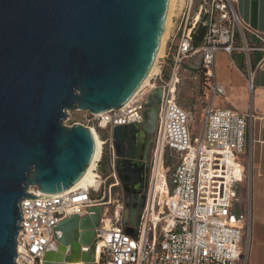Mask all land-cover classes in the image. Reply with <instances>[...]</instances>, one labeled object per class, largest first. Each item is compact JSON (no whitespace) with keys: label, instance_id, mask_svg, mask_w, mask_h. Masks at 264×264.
<instances>
[{"label":"water","instance_id":"obj_1","mask_svg":"<svg viewBox=\"0 0 264 264\" xmlns=\"http://www.w3.org/2000/svg\"><path fill=\"white\" fill-rule=\"evenodd\" d=\"M170 0H0V264H17L21 201L67 191L95 150L90 127L63 123L69 111L97 114L125 106L157 61ZM162 90L140 124L111 131L115 170L137 236L148 177L143 138L154 132ZM56 227L58 246L44 264H94L103 205Z\"/></svg>","mask_w":264,"mask_h":264},{"label":"built area","instance_id":"obj_2","mask_svg":"<svg viewBox=\"0 0 264 264\" xmlns=\"http://www.w3.org/2000/svg\"><path fill=\"white\" fill-rule=\"evenodd\" d=\"M199 26H204L206 32L196 45L194 34ZM245 29L249 28L243 25L231 0L184 1L170 77L159 85L158 74L152 75L148 84L120 109L97 114L88 111V127L98 131L103 143L94 168L97 184L46 197L37 187L29 188L30 193L41 197L21 201L17 264H44L45 255L58 246L55 233L62 220L72 214L85 216L90 214L89 207L111 203V189L120 185L111 131L121 124H140L147 98L156 88H161L162 95L137 236L128 232V226L120 220L111 219L107 224L103 213L96 229L93 263L247 264L242 246L246 224L250 222V206L243 212L237 211V206L242 185L249 181L246 141L252 115L214 109L210 104L200 115V134L192 136L190 115L177 100L179 69L186 58L195 54L202 55L210 100L225 94L215 76L216 56L219 51H248L246 44L236 45L237 33L243 34ZM253 75L249 65L251 89ZM104 162L110 170L107 176L101 172ZM110 178L114 181L108 184ZM99 192L101 196L95 197Z\"/></svg>","mask_w":264,"mask_h":264},{"label":"crops","instance_id":"obj_3","mask_svg":"<svg viewBox=\"0 0 264 264\" xmlns=\"http://www.w3.org/2000/svg\"><path fill=\"white\" fill-rule=\"evenodd\" d=\"M231 1L243 25L249 28L245 29L243 34L237 33L236 45L246 44L249 50H237L232 54L218 52L215 76L224 86L225 94H217L212 101L209 82L203 72L202 55L195 54L186 58L179 69L177 100L179 86L189 71L192 73V79L204 90L200 98L202 111L211 104L214 109L252 115L246 141L249 156L246 173L249 181L242 185L237 211H246L250 206L251 217L249 224H246L242 246L247 264H264V0ZM181 9L182 7H178L174 12L163 54L157 62L156 82L159 85L170 77L174 68V57L179 44L178 19ZM249 65L254 70L252 89L248 84ZM185 110L190 115V110Z\"/></svg>","mask_w":264,"mask_h":264},{"label":"rangeland","instance_id":"obj_4","mask_svg":"<svg viewBox=\"0 0 264 264\" xmlns=\"http://www.w3.org/2000/svg\"><path fill=\"white\" fill-rule=\"evenodd\" d=\"M184 1L185 0L174 1L173 10L168 24V31L171 25V18L174 15V12L178 7L181 8L183 6ZM168 31L166 34V38L168 36ZM162 54H163V50L160 57L162 56ZM156 72L154 74H156ZM187 72L189 74H187ZM187 72L184 76V79L181 82V85L179 86L178 101L182 107H184L187 110H190V118H189L190 132L192 136H198L201 131V123L199 121V118H200V113L202 111V105L200 103V98H202L204 94V90H202L200 86L192 79L191 76L192 73L189 71ZM88 118H89L88 111L74 110V111H69L63 123L67 126L73 125L74 123H81L85 126H91V123L88 121ZM156 128H157V123H156ZM102 134H106V133L103 131ZM155 138H156V132H154L153 134L154 142L152 143V149H154ZM151 151L153 152V150ZM101 172L103 176H107L110 173V170L106 162H104V164L101 165ZM113 181H114L113 178H110L108 184L112 183ZM94 196L99 197L101 196V193L100 192L95 193ZM111 196H112L111 201H113V203H107L105 205L104 213H106V215L104 216L109 215L111 219H113L114 221L120 220L127 226H132V222L134 218L132 215L129 214L130 212L129 206L125 204V196L121 187V183L119 186L115 187L114 189H111ZM131 218H132V222H130Z\"/></svg>","mask_w":264,"mask_h":264},{"label":"bare ground","instance_id":"obj_5","mask_svg":"<svg viewBox=\"0 0 264 264\" xmlns=\"http://www.w3.org/2000/svg\"><path fill=\"white\" fill-rule=\"evenodd\" d=\"M174 1L175 0H170V6H169V11H168L167 20H166L165 32H164V35H163L162 44H161V48H160V51H159V54H158L157 61L154 64V66H153L150 74L148 75V77L144 80V82L140 86V88L137 91V93L146 84H148L149 79L151 78V76L154 75V73L157 71V62H158V59H159V57H160V55L162 53V50H163L164 41H165L166 34H167V31H168V24H169L171 13H172L173 6H174ZM130 101L128 103H130ZM91 130H92V133H93V136H94V139H95V145H96V150H95V154H94L93 160H92L90 166L88 167L85 175L74 186H72L70 189H68V191H74L77 188H81V187H85V186H94V185L97 184V181L95 180L96 172L94 171V168H95L96 160L98 159V157L100 155V150H101V146H102L103 143H102V139L99 137L98 131L96 129H93V128H91ZM111 203H113V201H111ZM105 219H106V222L108 224L110 222V220H111V217L109 215H107ZM73 264H81V262L80 261L79 262H74Z\"/></svg>","mask_w":264,"mask_h":264},{"label":"flooded vegetation","instance_id":"obj_6","mask_svg":"<svg viewBox=\"0 0 264 264\" xmlns=\"http://www.w3.org/2000/svg\"><path fill=\"white\" fill-rule=\"evenodd\" d=\"M157 106L159 107V104H157ZM156 129L157 128H155L154 132H156ZM154 132L146 131V134L143 138L144 141H143V148H142V156H143L142 167H143L145 176L148 177V183H149L150 169H151L150 168L151 167V156H152L151 150H153L152 143L154 142V139H153ZM129 209H130L129 214L132 215V206H129ZM130 222H132V218Z\"/></svg>","mask_w":264,"mask_h":264},{"label":"trees","instance_id":"obj_7","mask_svg":"<svg viewBox=\"0 0 264 264\" xmlns=\"http://www.w3.org/2000/svg\"><path fill=\"white\" fill-rule=\"evenodd\" d=\"M205 32L206 28L204 26H199L198 29L195 31L194 38L196 45H199L202 42Z\"/></svg>","mask_w":264,"mask_h":264}]
</instances>
